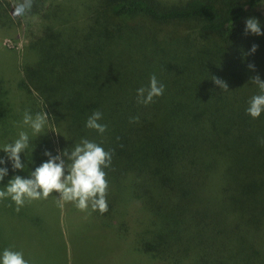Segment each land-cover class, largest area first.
<instances>
[{
    "label": "trees",
    "instance_id": "obj_1",
    "mask_svg": "<svg viewBox=\"0 0 264 264\" xmlns=\"http://www.w3.org/2000/svg\"><path fill=\"white\" fill-rule=\"evenodd\" d=\"M15 2L0 0L1 25L8 18L21 25ZM103 4L109 11L106 16L103 8L98 14L90 12L92 8L52 22L44 20V11L47 5L53 9L56 0H33L24 22L27 40L14 70L17 77L13 85L9 79L0 81V120L6 126L19 124L25 111L49 114L45 132L36 137L28 130L30 147L21 154L26 168L19 170L20 176L26 177L48 159L45 150L56 155L83 137L113 151L111 168L105 170L109 184L105 214L88 215L71 203L61 208L52 197L54 225L62 213L69 232V264H82L77 260L83 244L100 243L98 236L101 243L116 240L111 254L120 258L228 264V254L236 249L241 258L261 261L259 247L251 244L254 250L247 247L244 252V241L233 237L248 235L263 242L264 221L235 225L232 235L221 238L212 233L210 239L220 242L202 244L209 246L206 254L200 255L190 240L208 224L212 212L218 214L219 223L225 221L217 202L227 204L231 223L261 214L251 205L233 206L264 196V113L252 119L245 111L248 99L258 91L250 77L264 80V35H246L245 21L257 18L264 31V13L257 12L264 0L170 4L104 0ZM137 14L154 24L192 22L193 27L184 31L180 26L174 33L159 35L156 26L142 27L146 34L141 47L131 50L124 41L136 24L120 27L119 21L105 18ZM50 15L55 16L51 11ZM36 17H43L41 23L32 20ZM253 44L257 51L249 55ZM250 63L255 71L248 68ZM153 74L165 86L163 95L147 105L137 103L136 90L147 87ZM213 76L225 81L229 91L215 85ZM94 110L102 112L100 123L107 125L102 135L85 127ZM6 167L8 175H15L10 162ZM118 199L134 201L140 217L119 212L114 204ZM36 221L40 228L47 224L42 218ZM220 230L213 228L216 235ZM260 231L262 238H257ZM56 234L54 261L65 264V244L57 230Z\"/></svg>",
    "mask_w": 264,
    "mask_h": 264
},
{
    "label": "rangeland",
    "instance_id": "obj_2",
    "mask_svg": "<svg viewBox=\"0 0 264 264\" xmlns=\"http://www.w3.org/2000/svg\"><path fill=\"white\" fill-rule=\"evenodd\" d=\"M158 2L164 4L170 3H180L185 0H156ZM57 5L52 8V5H47L44 13L46 14L47 18L44 17L45 21H57L63 18H68L73 14H81L82 12H86L90 9H96L94 11L98 14L102 8L104 9L105 16L109 13V11L103 6L104 0H56ZM95 7V8H94ZM50 8V9H49ZM50 11L55 15L52 18L50 15ZM264 13V7L257 10V12ZM89 13V12H88ZM92 14V13H89ZM93 15V14H92ZM104 15V14H100ZM253 17V16H251ZM11 18V17H10ZM28 17L21 16L19 18V23L21 24L18 27V24L15 20L6 19L5 23L1 25L0 19V81L5 83L6 79H9V84L13 85L14 80L16 79L17 75L14 72L17 63L19 62V56L21 53V49L26 42L25 33H24V22L27 20ZM43 18V17H42ZM39 17L34 18V22L41 23ZM101 18V17H100ZM110 19L113 23L119 21L118 25L121 27L125 23L126 26L134 25L132 34L128 35L124 42H128L130 45L131 50L135 48L141 47L142 38L144 34H146L147 28L155 27L156 35H159L162 32L165 33H174L176 28L184 27V31L192 30L193 23L186 22V24L182 22L172 23V22H163L154 24L152 21L147 19L144 15L137 14L131 16H110L105 18V20ZM144 27V31L142 30ZM119 28V27H118ZM144 33V34H143ZM143 55V54H142ZM11 80V81H10ZM1 116V115H0ZM18 123L12 126H6L4 121L0 120V146L7 142H11L18 136V132L21 130L17 127ZM12 135L10 137H6V135ZM11 137H13L12 140ZM0 158H5V153L0 151ZM6 165H0V167H4ZM18 172V173H16ZM15 175H20L19 170L15 171ZM22 175V174H21ZM14 176V175H13ZM13 176L7 175L4 178V181L0 182V188L4 187L7 184V181L11 179ZM28 177V175H23ZM221 199V198H219ZM52 201V196H50L47 200H38L32 201L31 203H26L24 207L21 208L19 212L15 211V205L9 200L0 201V252L3 251L6 247H14L15 250H22L25 256V259L29 260L30 264H59L58 261H54L55 255V244H56V230L61 240L64 241L65 244V252L66 257L64 259L65 264H69V254H70V245L68 240L69 232L65 228L64 220L62 218L63 210L60 211L61 215L58 216V223L53 222L52 218V211H50V205ZM11 204V207L8 205ZM115 206L118 208L119 212H128L130 213L129 216L133 218H139L141 215V211H139L136 207L134 201L129 200V203L123 202L118 199L115 203ZM219 209L222 210V218L225 220L223 223L218 222V214L211 213L209 218L207 219L206 223L202 226L199 234L191 238V243H195V248L199 251V254H206V250L209 248L208 244L210 241L212 242H220L218 239H210L212 233L214 234L215 238H221V234L232 235L233 232L236 230L235 225L237 228L243 227L245 224L249 225H256L259 221H264V196H259L253 201H246L245 199L240 200L237 202L233 207L245 204V206L251 205L255 208V210L261 211V214L258 219L254 216L249 221H247L250 217L244 219H238L236 222L231 223L227 220L230 212L228 211L227 204L223 201L216 203ZM235 211V210H234ZM231 211V212H234ZM116 216V214H115ZM182 216L178 215V219ZM36 218H42L46 225L40 228L37 224ZM88 220H91L88 219ZM264 223V222H263ZM129 227V223H127ZM223 228V231H219V234L216 235L213 231V228ZM71 229L74 230L72 226ZM44 230V231H43ZM96 235H99L96 234ZM238 238L244 241L243 243V251L245 252L246 248L248 247L250 250H254L255 248L260 249L261 261L258 259H254L252 261H248L246 258H241V252L237 251L236 249H231V253L228 254L227 263L228 264H264V238L263 242L259 239L252 240L250 236L244 235V237H233L234 241ZM257 238H262V232L260 231L257 234ZM98 240L100 243L98 244H91V245H84L82 248V255L77 260L78 263L81 262L82 264H166V262L170 259L165 261H153L149 259H141L139 256H127L125 258H120L121 255H116L114 253L111 254V251L115 249L117 241L110 240V238L104 240L105 242L101 243V238L98 236ZM198 243H200V247H198ZM254 245V247L250 245ZM119 245V244H118ZM124 247H121L123 249ZM236 250V251H234ZM263 250V251H262ZM201 252V253H200ZM112 256H111V255ZM258 254V253H257ZM256 254V255H257ZM214 255L216 257L221 256L219 252H216ZM246 255V254H245ZM54 261V263H53ZM185 264H188V260L185 261Z\"/></svg>",
    "mask_w": 264,
    "mask_h": 264
},
{
    "label": "clouds",
    "instance_id": "obj_3",
    "mask_svg": "<svg viewBox=\"0 0 264 264\" xmlns=\"http://www.w3.org/2000/svg\"><path fill=\"white\" fill-rule=\"evenodd\" d=\"M32 7L33 0H16L14 11L18 16H26ZM245 34L264 35L257 18L246 19ZM257 48L258 45L253 44L247 54H254ZM248 68L255 71L254 64H248ZM212 80L222 91H229L228 84L222 79L213 76ZM249 83L258 91L248 99L245 111L252 119H258L264 113V80L259 75H254L250 77ZM164 91V84L153 74L147 87L136 90L137 103L150 104L154 102L155 97L163 95ZM48 116L47 112H39L35 115L29 111L24 112L22 121L17 125L21 129L17 138L0 146V151L6 156V159L0 158V165L10 162L13 171H23L26 168L21 154H25L30 147L28 130L31 131L32 136L38 137L45 132ZM102 116L100 110H94L87 118L85 127L102 135L107 130V125L100 123ZM137 119L133 118L134 121ZM261 143L264 144V140ZM44 155L48 159L29 172L27 178L14 175L4 187L0 188V201L10 199L15 205V211L19 212L26 203L47 200L52 196L57 206L61 208L71 203L76 209L88 215L97 211L103 215L108 211L109 184L105 170L111 168L112 150L106 151L100 144L83 137L71 148L58 151L56 155L47 150ZM8 172V167H0V182L4 181ZM54 192L59 196L52 195ZM8 206L11 207V204ZM0 264H30V262L25 259L22 250L6 247L0 252Z\"/></svg>",
    "mask_w": 264,
    "mask_h": 264
}]
</instances>
